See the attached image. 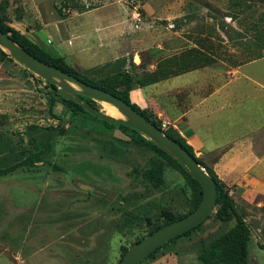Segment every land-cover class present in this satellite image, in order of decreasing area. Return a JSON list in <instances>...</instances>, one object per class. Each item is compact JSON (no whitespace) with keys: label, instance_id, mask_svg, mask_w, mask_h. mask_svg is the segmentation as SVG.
<instances>
[{"label":"rangeland","instance_id":"obj_1","mask_svg":"<svg viewBox=\"0 0 264 264\" xmlns=\"http://www.w3.org/2000/svg\"><path fill=\"white\" fill-rule=\"evenodd\" d=\"M0 16L36 41L42 30L67 32L90 50L85 60L65 57L76 70L94 78L124 72L149 88L151 104L169 105L176 95L169 86L184 80L187 69L217 58L232 66L233 46L218 40L223 33L234 37L236 21L262 28L264 0H0ZM49 44L62 54L54 49L58 39ZM0 80V131L16 153L27 150L34 135L54 144L45 163L0 178V264H118L125 247L162 222L163 210L175 217L189 212L194 190L180 168L164 161L165 184L155 188L144 172L156 154L138 139L90 117L73 119L46 81L15 60L0 62ZM108 105L97 103L106 113ZM164 129L178 132L168 124ZM236 200L251 231V264H264V198L259 206ZM215 214L142 264H201L202 252L235 224Z\"/></svg>","mask_w":264,"mask_h":264},{"label":"crops","instance_id":"obj_2","mask_svg":"<svg viewBox=\"0 0 264 264\" xmlns=\"http://www.w3.org/2000/svg\"><path fill=\"white\" fill-rule=\"evenodd\" d=\"M259 28L253 20L236 21L234 37L223 33V39L218 40L233 46L229 47L232 66L217 58L215 64L187 69L184 80L171 82L170 91L176 95L171 96L169 105L159 100L151 104L149 88L131 92L133 102L142 108L152 107L162 122L177 129L196 156L231 189L235 200L238 196L257 206L264 198V26ZM45 31L37 35L38 41L30 39L52 52L49 43L58 39L54 49L62 51V57L78 54L85 60L90 54L88 47L78 45L67 32H53V37ZM95 64L101 63L96 60ZM154 87L159 91L162 86Z\"/></svg>","mask_w":264,"mask_h":264},{"label":"trees","instance_id":"obj_3","mask_svg":"<svg viewBox=\"0 0 264 264\" xmlns=\"http://www.w3.org/2000/svg\"><path fill=\"white\" fill-rule=\"evenodd\" d=\"M0 30H2L6 34H9L20 47L34 55L36 58L55 66L56 68L84 81L89 85L98 87L118 96L129 105H131L139 113H141L146 119L153 122L160 129L165 130V133L168 136L180 143L191 154V156H193L203 167L207 169L208 173L213 177L217 184L218 197L215 207L216 217L221 222H235L234 226L229 231L215 239L202 252V254L199 256L201 264H251V231L245 221V217L237 209V202L232 195L231 189L218 178L212 167L205 164L200 158L196 156L193 148L187 143V141L181 136L179 132L174 133L169 132L167 129H164L163 122L157 117L156 114H151L147 109H142L137 103L132 101L131 92L140 87L134 84V78H132L130 75L123 74L124 72L119 71L103 73L100 78L90 77L87 74L82 73L72 67L66 61L65 57L58 56L54 52L48 51L33 42L21 31L10 26L2 16H0ZM13 60L14 59H12V57L7 52L0 48V62ZM24 70L31 77L35 76V74L29 72L27 69ZM2 83L3 82L0 80V87ZM46 84L47 88L52 94L55 95V97H60L62 99L63 103L66 106V109L69 111L73 119L86 121L87 117H90L93 120L102 123L105 130H120L125 134L130 135L132 138L134 137V139H138V141L143 143L144 147L156 154V158H153L151 160L150 165L144 172L145 180L155 188H161L165 184L164 161H168L170 164L180 168L186 174L194 190V198L192 201L191 209L188 213L179 217H175V215L170 211L163 210L161 213L162 222H155L153 225H151L148 235L169 223L187 216L200 205L204 195L202 186L170 154L160 149L152 140L147 137L143 138L141 136L140 138H136L135 135L139 134V132L130 126L110 124L98 119L97 117L86 111L82 105L78 104L72 98L61 96L59 94V88L56 85L50 84L48 82H46ZM84 98L91 104V106L99 109V107L97 106V101L86 97ZM54 100L55 99H53L52 101ZM27 143L29 145V148L19 155L16 153V150L12 146V144H10V142L4 138L2 132L0 131V178L10 175L20 167L25 166L30 168L36 166L39 163H45L49 153L54 151V144L50 141L49 136L42 137L40 135H34L32 136V138L30 136ZM127 205L131 207H137L139 204L136 201H128ZM212 214L202 224L198 225L191 231L173 239L172 241L183 236H188L191 232L198 230L209 218H211ZM137 217L139 218V216ZM149 224H151V221ZM144 237L137 239L136 242L142 240ZM172 241L166 243L161 248L156 250L148 257V259L154 257L160 249H162ZM128 249L129 248L127 247L123 249L122 258L126 254Z\"/></svg>","mask_w":264,"mask_h":264},{"label":"water","instance_id":"obj_4","mask_svg":"<svg viewBox=\"0 0 264 264\" xmlns=\"http://www.w3.org/2000/svg\"><path fill=\"white\" fill-rule=\"evenodd\" d=\"M0 48L12 59L21 64L29 72L56 85L59 94L72 98L98 119L110 124L127 125L152 140L160 149L170 154L197 180L203 188V200L200 205L187 216L169 223L142 240L134 243L118 264H141L143 261L173 239L191 231L202 224L215 210L218 189L213 177L191 154L177 141L168 136L153 122L146 119L127 102L118 96L84 81L46 63L20 47L9 34L0 30ZM107 103L115 107L124 118H117L99 110L84 98Z\"/></svg>","mask_w":264,"mask_h":264},{"label":"bare ground","instance_id":"obj_5","mask_svg":"<svg viewBox=\"0 0 264 264\" xmlns=\"http://www.w3.org/2000/svg\"><path fill=\"white\" fill-rule=\"evenodd\" d=\"M107 111H108V113L111 116H114V117H119L120 116L118 110L115 107H113V106H109L108 105Z\"/></svg>","mask_w":264,"mask_h":264},{"label":"built area","instance_id":"obj_6","mask_svg":"<svg viewBox=\"0 0 264 264\" xmlns=\"http://www.w3.org/2000/svg\"><path fill=\"white\" fill-rule=\"evenodd\" d=\"M163 127L165 128L166 127V124H164Z\"/></svg>","mask_w":264,"mask_h":264}]
</instances>
